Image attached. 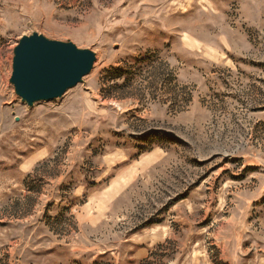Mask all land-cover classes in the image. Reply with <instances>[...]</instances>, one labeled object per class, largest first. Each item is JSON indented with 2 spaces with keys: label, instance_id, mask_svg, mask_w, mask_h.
<instances>
[{
  "label": "rangeland",
  "instance_id": "1",
  "mask_svg": "<svg viewBox=\"0 0 264 264\" xmlns=\"http://www.w3.org/2000/svg\"><path fill=\"white\" fill-rule=\"evenodd\" d=\"M34 32L96 61L30 106ZM0 264H264V0H0Z\"/></svg>",
  "mask_w": 264,
  "mask_h": 264
},
{
  "label": "water",
  "instance_id": "2",
  "mask_svg": "<svg viewBox=\"0 0 264 264\" xmlns=\"http://www.w3.org/2000/svg\"><path fill=\"white\" fill-rule=\"evenodd\" d=\"M96 53L72 41L49 39L34 32L14 49L11 83L28 105L61 97L83 82L94 68Z\"/></svg>",
  "mask_w": 264,
  "mask_h": 264
}]
</instances>
